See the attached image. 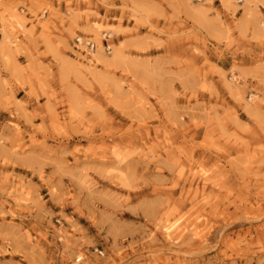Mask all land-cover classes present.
Wrapping results in <instances>:
<instances>
[{
    "label": "rangeland",
    "instance_id": "obj_1",
    "mask_svg": "<svg viewBox=\"0 0 264 264\" xmlns=\"http://www.w3.org/2000/svg\"><path fill=\"white\" fill-rule=\"evenodd\" d=\"M0 264H264V0H0Z\"/></svg>",
    "mask_w": 264,
    "mask_h": 264
},
{
    "label": "bare ground",
    "instance_id": "obj_2",
    "mask_svg": "<svg viewBox=\"0 0 264 264\" xmlns=\"http://www.w3.org/2000/svg\"><path fill=\"white\" fill-rule=\"evenodd\" d=\"M96 56H97V58H101L100 54H97ZM113 56H114V58H117L118 57V52L116 51Z\"/></svg>",
    "mask_w": 264,
    "mask_h": 264
},
{
    "label": "built area",
    "instance_id": "obj_3",
    "mask_svg": "<svg viewBox=\"0 0 264 264\" xmlns=\"http://www.w3.org/2000/svg\"><path fill=\"white\" fill-rule=\"evenodd\" d=\"M89 46H90V48H93V44H91V43H87Z\"/></svg>",
    "mask_w": 264,
    "mask_h": 264
}]
</instances>
